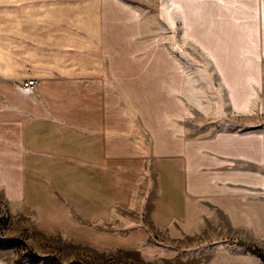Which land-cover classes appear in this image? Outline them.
Listing matches in <instances>:
<instances>
[{
	"label": "crops",
	"instance_id": "1",
	"mask_svg": "<svg viewBox=\"0 0 264 264\" xmlns=\"http://www.w3.org/2000/svg\"><path fill=\"white\" fill-rule=\"evenodd\" d=\"M157 12L0 0V198L103 252L220 222L264 242V0Z\"/></svg>",
	"mask_w": 264,
	"mask_h": 264
},
{
	"label": "rangeland",
	"instance_id": "2",
	"mask_svg": "<svg viewBox=\"0 0 264 264\" xmlns=\"http://www.w3.org/2000/svg\"><path fill=\"white\" fill-rule=\"evenodd\" d=\"M130 1L150 21L148 26H161L155 20L160 2L166 0ZM224 126L231 127L220 125ZM241 127L246 128L244 124ZM135 217V213L123 212V218ZM0 248L10 264H264V242L231 231L224 222L193 237L185 236L179 226L164 230L152 227L142 249L103 252L62 235L43 234L18 205L1 198Z\"/></svg>",
	"mask_w": 264,
	"mask_h": 264
},
{
	"label": "built area",
	"instance_id": "3",
	"mask_svg": "<svg viewBox=\"0 0 264 264\" xmlns=\"http://www.w3.org/2000/svg\"><path fill=\"white\" fill-rule=\"evenodd\" d=\"M36 85H38V82L34 79L27 80L23 83V86L26 88H34Z\"/></svg>",
	"mask_w": 264,
	"mask_h": 264
}]
</instances>
